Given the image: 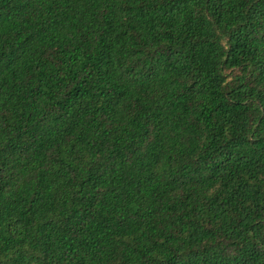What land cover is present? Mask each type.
Here are the masks:
<instances>
[{"label":"trees","instance_id":"1","mask_svg":"<svg viewBox=\"0 0 264 264\" xmlns=\"http://www.w3.org/2000/svg\"><path fill=\"white\" fill-rule=\"evenodd\" d=\"M0 264H264V0H0Z\"/></svg>","mask_w":264,"mask_h":264}]
</instances>
